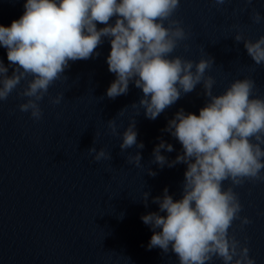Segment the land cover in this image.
I'll return each instance as SVG.
<instances>
[{
  "label": "water",
  "instance_id": "1",
  "mask_svg": "<svg viewBox=\"0 0 264 264\" xmlns=\"http://www.w3.org/2000/svg\"><path fill=\"white\" fill-rule=\"evenodd\" d=\"M25 2L0 0V25L10 26L19 19ZM253 10L264 17V0L250 4L229 0L219 6L213 0H181L173 14L188 39L172 55L193 61L214 58L205 73L216 81L214 95L247 77L255 81L253 95L264 98V65H256L243 42L234 40L237 32L253 42L264 36V19L254 23ZM114 22L115 17L110 23ZM110 48L109 39L103 38L98 56L69 62L67 80L55 82L40 102V121L19 111L18 105L27 98H18L15 91L0 102V264H179L171 248L167 253L148 249L153 229L141 217L159 212L153 198L162 196L165 188L174 200L182 197L187 165L161 168L152 162L153 149L163 140L174 148L161 150L168 161L181 154V144L163 130L181 108L198 115L207 97L199 84L155 120L146 118L143 108L132 107L143 96L134 83L130 82L126 95L107 97L106 90L116 78L106 62ZM0 60L11 75L13 67L3 46ZM24 86L22 81L17 91ZM58 93L64 94L61 103H49V97ZM113 119L120 136L111 135L108 128ZM132 120L137 142L144 148L122 151V134ZM93 146L109 151L111 160L93 161L87 153ZM137 152L142 157L139 168L127 162L128 155ZM149 170L156 175H149ZM234 191L243 206L240 216L251 223L241 227L236 220L230 232L247 244L255 264H264V181H246ZM144 192L149 193L147 206ZM212 264L222 261L214 259Z\"/></svg>",
  "mask_w": 264,
  "mask_h": 264
},
{
  "label": "clouds",
  "instance_id": "2",
  "mask_svg": "<svg viewBox=\"0 0 264 264\" xmlns=\"http://www.w3.org/2000/svg\"><path fill=\"white\" fill-rule=\"evenodd\" d=\"M229 0H213L217 6ZM181 0H26L24 12L10 26L0 25V46L7 50L9 69L0 60V102L15 91L20 99L19 111L30 113L40 121V102L49 88L64 75L69 62L98 56L96 49L108 38L111 48L106 58L108 71L115 75L106 90L110 99L126 95L129 84L142 90L137 105L146 118L155 120L182 96L202 84L207 102L199 114L180 109L168 121L167 131L182 146V153L172 161L161 150L174 151L173 145L161 142L153 149V163L161 168L186 164L182 197L174 200L165 188L162 196L153 198L159 212L141 217L153 234L148 249L171 251L179 264H255L247 244H241L230 232L233 222L241 227L251 223L241 217L242 205L234 187L246 181H264V98L254 96L255 81L234 80L223 93L213 94L216 83L205 73L214 65V58L199 61L173 56L179 43L188 39L181 21L172 19ZM252 3V0H247ZM115 17L114 24L110 23ZM260 23L264 17L253 10L250 17ZM167 22V26L165 24ZM105 25L98 28L97 24ZM243 42L247 54L256 65H264V36L254 42L240 32L234 36ZM187 47V45H185ZM26 86L17 91L21 82ZM63 93L49 97L59 105ZM122 110L119 114H122ZM111 135L120 136L115 120L107 122ZM99 134L96 133V137ZM96 141H94L95 143ZM143 149L137 142L135 121L122 134L121 150ZM93 161L111 160L105 148L88 149ZM141 155H128L127 162L141 167ZM149 175L156 173L149 170ZM230 186L224 188V182ZM149 193L144 192L147 206ZM160 213H166L161 215ZM159 229V231H156Z\"/></svg>",
  "mask_w": 264,
  "mask_h": 264
}]
</instances>
